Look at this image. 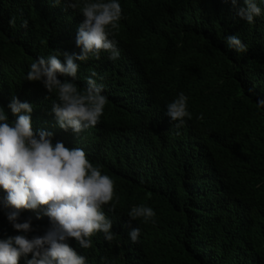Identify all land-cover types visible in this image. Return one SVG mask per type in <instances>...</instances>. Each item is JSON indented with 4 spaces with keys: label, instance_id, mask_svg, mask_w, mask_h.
<instances>
[{
    "label": "clouds",
    "instance_id": "1",
    "mask_svg": "<svg viewBox=\"0 0 264 264\" xmlns=\"http://www.w3.org/2000/svg\"><path fill=\"white\" fill-rule=\"evenodd\" d=\"M21 1L7 4L15 10ZM42 1L79 12L68 36L77 54L37 57L25 77L52 94L59 130L40 126L33 105L15 96L7 105L14 122L0 106V264H112L111 252L116 264H181L173 250L164 253L163 245L146 238L159 231L149 195L182 199L178 206L187 215L195 214L192 206L212 215L227 209L220 199L232 184L214 162L223 147L216 129L209 130L207 143L197 145L205 123L216 121L191 116L183 92L175 99L168 93L180 85V35L177 41L172 33L163 37V52L143 60L125 41L119 0ZM181 1L191 7V0ZM211 7L215 22L237 16L253 24L264 0H211ZM178 16H184L181 9ZM168 23L161 17L153 21L164 33L173 22ZM226 42L237 53L248 50L237 35ZM257 105L264 107V100ZM233 152L231 158L238 156L245 166L239 148ZM114 161L123 163L130 189L115 190L105 175L103 169H112Z\"/></svg>",
    "mask_w": 264,
    "mask_h": 264
},
{
    "label": "trees",
    "instance_id": "2",
    "mask_svg": "<svg viewBox=\"0 0 264 264\" xmlns=\"http://www.w3.org/2000/svg\"><path fill=\"white\" fill-rule=\"evenodd\" d=\"M7 3L8 0H0V106L8 120L14 122L16 118L7 105L15 96L33 105L40 126L46 124L51 131L59 130L51 111L52 94L41 82H28L25 77L37 57L47 58L55 52L77 54L70 47L68 36L72 38L79 12L65 4L53 6L51 1L25 0L15 10ZM119 3L125 41L139 58L158 57L163 52L164 38L172 33L177 41L180 35L184 43L178 47L182 55L180 85L168 88V93L175 95V99L183 92L191 116L207 115L216 121V125L205 123L206 133L198 138L197 145L207 143L209 130L216 129L223 147L214 156V162L232 184L220 199L227 209L212 215L195 206V214L187 215L178 206L182 199L176 202L150 194V201L156 203L159 231L146 238L163 245L164 253L173 250L181 264H264V107L257 105L264 100V11L253 24H248L237 16L215 22L211 0H191V7L181 0ZM180 9L184 16H178ZM166 13L172 17H166ZM59 16L61 21L56 22ZM159 17L173 22L170 31L164 33L153 25ZM13 18L15 23L10 24ZM23 20L28 21L27 28L21 27ZM230 35H237L247 45V52L230 49L226 42ZM105 111L110 112L111 106ZM55 134L65 136L61 132ZM84 138L78 141L93 140L96 136ZM66 140L74 142L68 134ZM238 148L242 156L239 158L247 162L245 166L238 156H230ZM92 162L100 164L98 160ZM111 165L112 169L103 171L114 181L115 190L130 189L125 184L128 181L123 163L114 161ZM173 177L174 187L179 188L180 175L175 172ZM138 184L156 188L150 181ZM108 255L110 263L116 264V253Z\"/></svg>",
    "mask_w": 264,
    "mask_h": 264
}]
</instances>
